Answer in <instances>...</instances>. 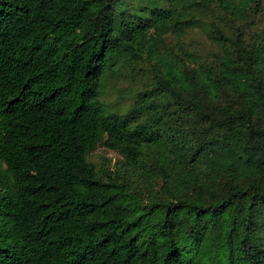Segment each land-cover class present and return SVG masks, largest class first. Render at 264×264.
Listing matches in <instances>:
<instances>
[{
	"label": "trees",
	"instance_id": "obj_1",
	"mask_svg": "<svg viewBox=\"0 0 264 264\" xmlns=\"http://www.w3.org/2000/svg\"><path fill=\"white\" fill-rule=\"evenodd\" d=\"M259 1L0 0V264H264ZM117 72L144 78L123 112L98 98Z\"/></svg>",
	"mask_w": 264,
	"mask_h": 264
},
{
	"label": "rangeland",
	"instance_id": "obj_2",
	"mask_svg": "<svg viewBox=\"0 0 264 264\" xmlns=\"http://www.w3.org/2000/svg\"><path fill=\"white\" fill-rule=\"evenodd\" d=\"M259 5H261L259 9L264 7V0H260L258 6ZM193 9L194 8L191 7L187 9L186 12H189V14L196 18L205 16L199 11H192ZM259 9L253 11L252 7L250 11H245L243 15L245 19H241V21L237 23L238 26L242 27V35L244 37H251V35L256 33L259 29L261 22ZM226 19L229 20V18ZM231 22L230 20V22L225 21L223 23L222 30L225 34L228 32V26L231 24L236 25L235 21L233 23ZM204 31L205 29L199 27L187 28L184 31L186 33L181 38V43H186L188 50L195 52L201 57L206 54L207 51L218 48L214 42L206 38ZM173 34H176L175 30L172 28L167 29L163 34V42L166 40L169 46H173L174 49L176 47L174 44L177 43V40L174 39ZM141 75L142 74H137L133 77L125 73H106V75L101 78L98 93V98L106 106V109L123 112L132 103L135 88L144 80L143 77H140ZM86 159L91 162L95 174L101 175L104 170H113L116 163L120 161V156L116 151L97 144L87 151Z\"/></svg>",
	"mask_w": 264,
	"mask_h": 264
}]
</instances>
